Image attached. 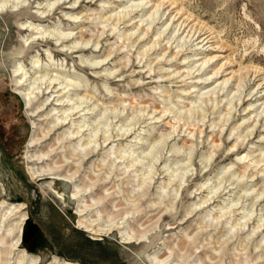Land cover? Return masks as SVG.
<instances>
[{"label":"rangeland","instance_id":"rangeland-1","mask_svg":"<svg viewBox=\"0 0 264 264\" xmlns=\"http://www.w3.org/2000/svg\"><path fill=\"white\" fill-rule=\"evenodd\" d=\"M53 1L22 0L14 6L17 0H8L0 7V199L24 203L5 216L0 210V264L5 257L16 264L20 252L6 254L4 248L16 237L21 213L26 218L20 249L38 264L53 257L79 264H149L145 254L159 247L161 258L170 252L169 264H264V224L256 228L264 215V160L247 168L237 160L248 151L245 160L260 158L264 151V110L259 117L254 112L264 100V0H152L163 3L159 12L166 11L136 39L141 29L133 26L151 12L149 3L117 21L115 15L106 17L138 0ZM178 16L212 40L201 48L191 45L196 40L190 33L186 37L183 25L176 31ZM38 23L39 30L33 29ZM131 27L135 32L128 39L122 31ZM60 32L71 33L56 39ZM66 39L80 40L67 49L60 45ZM154 39L159 44L148 49ZM218 54L223 56L197 69L201 58ZM92 61L99 62L97 69ZM219 67L217 75L196 80ZM27 88L33 89L29 102ZM206 96L216 97L217 106ZM230 98L236 106L225 121ZM165 108L169 111L160 118L151 117ZM67 113L65 120L57 119ZM251 124L253 133L241 142ZM91 138L96 143L88 142ZM146 174L151 178L143 182ZM75 190L80 196L74 197ZM209 195L213 198L202 204ZM96 200L84 216L96 218L98 226L121 221L122 230L146 231L150 245L125 242L118 229L91 234L79 228L77 208ZM239 221L246 224L240 227Z\"/></svg>","mask_w":264,"mask_h":264},{"label":"bare ground","instance_id":"bare-ground-1","mask_svg":"<svg viewBox=\"0 0 264 264\" xmlns=\"http://www.w3.org/2000/svg\"><path fill=\"white\" fill-rule=\"evenodd\" d=\"M20 1H22V0H17V2L16 3H13L14 4V6H16L17 4H18V2H20ZM38 1V0H37ZM55 1H57V0H54L53 2H55ZM70 1V0H69ZM68 1V3H70ZM73 1H76V0H73ZM102 1V0H101ZM131 0H127V2H130ZM152 0H138L137 2H132L133 4L132 5H129V7H127L126 5H122L121 6V9L120 10H115V12H113L111 15H109V16H107L106 18H109L110 16H112V15H115V16H117V21H119L121 18L123 19L124 18V16H126V15H128L129 13H130V11L133 9V8H137L138 6H143V5H145V4H148L149 5V7H152L151 8V12L147 15V17L144 19V18H142L141 16H139L140 18H139V24H136L135 26H133V27H135V30H137L138 28H140L141 30H140V32L141 33H139V35H137V36H135V39L136 38H138L140 35L141 36H143V35H145L147 32H148V30H149V28H150V24L156 19V18H160V16L161 15H164V13H165V11H162L161 10V12H159V10L163 7V3L162 2H160V1H158L157 3H154L153 1L151 2ZM7 2H8V0H0V7L2 8V7H4V5L5 4H7ZM52 2V3H53ZM64 2V1H63ZM143 9L145 8V7H142ZM141 8V9H142ZM45 12V9L44 10H41L40 11V13L42 14V13H44ZM144 15V14H143ZM70 17L71 18H73V19H75V18H77L78 17V15H70ZM135 18V17H134ZM178 18H179V16L177 17V21H175V26H178V28L176 29V31L183 25V28H182V31H186V37H187V35L190 33V37H189V39L191 38V37H194V39L193 40H196V42L194 43V42H191L192 44L191 45H194V46H196L197 48H201V47H203L204 45H206L209 41H211L212 39H211V35L209 34V33H207V32H205V31H202L201 29H199V28H195V24L194 23H191V22H188V20H187V17L186 18H183V19H181V20H178ZM148 19V21H146V23L144 24V25H146L147 24V26H146V28L144 29L143 28V24H142V22L144 21V20H147ZM170 19H173V17H171ZM131 20V19H130ZM137 22V21H136ZM174 21H172V23H173ZM27 22H22L21 24L24 26L25 24H26ZM191 23V24H190ZM30 25H33V23L32 22H30V24L28 25V26H30ZM140 26V27H139ZM117 28V25H116V23L115 24H112V27H111V32H113L115 29ZM33 29H37V30H39V23L38 24H35V26L33 27ZM134 28H129L126 32L125 31H122V34H124L125 36H126V38H131V36L134 34V32H135V30H133ZM32 30V29H31ZM48 30V29H47ZM181 31V32H182ZM51 32V31H50ZM104 32V30H101L100 31V33H99V35H101L102 33ZM158 32V36H160L161 35V33L163 32V31H157ZM32 33H41V31H35V32H33L32 31ZM71 32H60V35H57V37H56V39H60V38H66L67 36H69V34H70ZM53 34H56V33H53ZM59 34V33H58ZM29 37H34V34H31V35H29ZM120 37V36H119ZM72 38L73 37H71L70 39L72 40ZM134 39V38H133ZM170 39V38H169ZM184 39V38H183ZM189 39H188V41H189ZM80 40V39H79ZM79 40H73V42H70V43H68V41H69V39L67 40H65V43L64 44H60L61 46H67V49H69V48H74L78 43H79ZM84 41V40H83ZM88 41L89 40H85V44H87L88 43ZM96 43H95V46L97 45V43H99V41H98V39L96 38ZM129 41V40H128ZM131 41V40H130ZM134 40H132V42H133ZM156 44H159V40H157V39H154L152 42H151V44H149V46H148V49H150L151 47H154ZM127 45V44H126ZM132 45V44H131ZM209 45V44H208ZM83 48V47H82ZM111 50V49H110ZM146 50V47L144 46V48L142 49V51H140L139 53L141 54L143 51H145ZM182 50V49H181ZM112 53V51H110V52H108L107 53V55L103 58V59H105L106 57H108L110 54ZM144 53V52H143ZM176 53H178V51H176ZM139 54V55H140ZM164 54V53H163ZM158 55V54H157ZM156 55V56H157ZM221 56H223L222 54H218V55H214L213 57L212 56H208V57H206V56H204L203 58H201L200 56L199 57H195L194 58V61H193V64L194 63H196V61L198 60V59H202L201 60V62H200V64L198 65V68L197 69H201V68H203L204 67V65L208 62V61H210V60H212V59H215V58H218V57H221ZM158 57V56H157ZM161 57H163L162 55H161ZM183 59H186V56L183 58ZM33 61V60H32ZM36 61V60H35ZM35 61H33V62H35ZM80 61H82V62H86V59H84V58H81L80 59ZM32 62V63H33ZM87 63V62H86ZM99 62L97 61H92L91 63H90V66L91 65H93V68L94 69H97L98 68V66H96L97 64H98ZM126 63H128V60H127V62ZM125 63V64H126ZM89 65V64H88ZM196 64H194L193 66H195ZM193 66H190L189 65V69H188V71H187V73L185 74V75H187V74H190L191 73V70H192V68H193ZM220 66V65H219ZM101 67V66H100ZM215 67V66H214ZM19 67H16L15 68V71L16 72H18L19 71ZM152 69L153 68H151V67H149V71H152ZM160 69H162V67H160ZM44 71V70H43ZM107 71V70H106ZM94 72L95 73H98V72H100V70H94ZM108 72V74H111V71H107ZM177 72V71H176ZM220 72V67L218 68V69H213V72L211 73V74H208V75H206L205 77L204 76H198L197 78H196V80H198V79H200L201 78V80L202 79H209L211 76H213V75H217L218 73ZM230 73H232L229 77H226V78H223L221 81H220V83L219 82H217V84L220 86V85H222V87L221 88H223L224 87V85L230 80V78L233 76V73L235 72L234 70H231V71H229ZM45 74L47 73V72H44ZM49 73V72H48ZM52 73V72H51ZM198 74H201V73H198ZM24 75H25V73L23 74V76H20L18 79L19 80H17V82L19 83L20 81H21V78L22 77H24ZM50 75H52V74H50ZM255 75V74H254ZM42 76V75H41ZM45 76V75H44ZM43 76V77H44ZM255 76H257V74L255 75ZM110 77V76H109ZM192 77V76H191ZM58 77H57V75L56 76H50L49 77V83H51L52 82V80H54V79H57ZM253 78V77H252ZM43 79V78H42ZM194 79V78H193ZM47 80V79H46ZM51 80V81H50ZM66 80V79H65ZM244 80V82H246V76H245V78L243 79ZM251 80V78H248V76H247V81H250ZM200 81V80H199ZM240 81V80H239ZM44 82H45V80H44ZM55 82V81H54ZM60 82V81H59ZM194 82H196V81H194ZM40 83H42V81H40ZM48 83V84H49ZM78 83V82H77ZM68 84H69V82H68ZM72 84V83H71ZM76 83H75V81H73V84L72 85H75ZM77 85V84H76ZM259 85H261V82H258L257 84H256V87H258ZM48 86V85H47ZM216 86V85H215ZM238 86H239V84H238ZM39 86H34V89H36V88H38ZM49 87V86H48ZM194 87V86H193ZM213 88H215V87H213ZM30 88H27V92L26 93H24V96L26 97H28V99H27V101L29 102V101H31V98H30V96H29V94L30 93H32L33 92V89H31V90H29ZM263 89H264V87H263ZM24 91V90H23ZM59 91V90H58ZM86 91V90H85ZM186 91V90H185ZM211 91V90H210ZM253 91V90H252ZM209 91L208 90H206V91H204V92H201V95H203V94H207ZM212 92H215V91H213V89H212ZM237 92V91H236ZM85 93V92H84ZM250 94V93H249ZM63 95V94H62ZM201 95L198 97L200 100H202V97H201ZM224 96V95H223ZM207 98H206V101H212V103H213V105L214 106H217V102H218V100H217V98L216 97H213V98H211L210 96H206ZM227 97V96H226ZM224 99V98H223ZM57 100H61V99H57ZM200 100H198V101H200ZM238 100H241V97H238ZM69 101V100H68ZM194 102V101H193ZM57 103V102H56ZM185 103V102H184ZM60 104V103H59ZM191 104H192V102H191ZM193 104H195L196 105V102L195 103H193ZM261 104H262V107H261V109L260 110H258L257 108H255V110H254V112L256 113L255 114V116H257V117H259L260 116V114L263 112V110H264V100L263 101H261ZM85 105V104H84ZM195 105H194V107H195ZM253 105V102H249L248 103V106L247 107H251ZM193 106V105H192ZM191 106V107H192ZM196 106H198V105H196ZM235 106H236V103L235 104H233L232 102H231V98L228 100V107H227V110H226V112H224L223 113V119L225 120V121H227L229 118H230V112H231V110H232V108H235ZM70 107V106H69ZM75 107H78V105L77 106H75ZM173 107V106H172ZM71 108V107H70ZM70 108H63V113H66L65 111H67V109H70ZM88 108H90V107H88ZM171 108V107H170ZM190 108V107H189ZM55 109V108H54ZM74 109V108H73ZM187 109V108H186ZM191 109V108H190ZM62 110V109H61ZM155 110H156V108H153V111L151 112V113H153V112H155ZM167 111H169V109L168 108H165L164 110H163V112H162V114H160V115H157V116H155V115H153V116H151L152 118H160L162 115H164ZM179 111V110H178ZM188 111V110H187ZM190 113V112H189ZM67 115H68V113L67 114H65L64 116H61V117H59V118H57L58 120L60 119H62V120H65L66 118H67ZM251 116L252 115H249V116H247V117H245V118H242V121H241V123H243V122H245V120H248V119H250L251 118ZM254 119H253V121L255 120V117H253ZM222 119V120H223ZM258 119V118H257ZM223 120V121H224ZM257 122V120H255V122L254 123H256ZM264 125V124H263ZM79 126H80V124H79ZM173 126V125H172ZM221 127V126H220ZM189 128V127H188ZM246 128H247V133H246V135H243V137H242V139H241V142H243V140L245 139V137L246 136H248V135H250V134H252L253 133V128H254V124H251V125H247L246 126ZM221 129H223L222 127H221ZM82 130V129H81ZM79 130H77V131H74V132H78ZM73 132V133H74ZM200 133H201V131H199ZM125 133V131L122 133V134H124ZM121 134V135H122ZM188 134H190V136L191 135H193V130L192 129H190L189 130V132H188ZM74 135V134H73ZM94 135V134H93ZM117 135V134H116ZM170 135V133H167V135L166 136H169ZM162 136H164V135H162ZM240 137V134H238V137L237 138H239ZM109 138V136H106L105 138H104V140H107ZM161 138V137H160ZM168 138V137H167ZM262 138H264V134H262ZM155 141H156V139H155ZM88 142H94V143H96V140L94 139V138H91V139H89L88 140ZM212 142L214 143V146L215 147H218L219 146V143L218 142H216V140L215 139H212ZM85 144H87V143H85ZM155 144V143H154ZM235 146V144L233 145V146H231L230 147V149L231 148H233ZM129 147V146H128ZM90 151H92V149H90ZM95 153V152H94ZM146 155V154H145ZM251 155V151H248V152H245L244 154H242V155H239V156H237V160L238 161H240V160H243V162H245V168H247L248 166H250L251 164H253V166H257L258 165V163L260 162V161H262V160H264V151H261L260 152V158H254V157H250V158H248L247 160H245L248 156H250ZM130 165H133V163H131ZM263 165H264V163H263ZM127 166H128V164H127ZM148 171H149V169H148ZM261 171H264V166H263V168L261 169ZM60 172V171H59ZM38 174V173H37ZM42 174H44V173H42ZM241 175H242V173H241ZM59 176H60V174H59ZM64 176V175H63ZM244 176V175H243ZM251 176H253V175H251ZM61 177V176H60ZM61 178H64V177H61ZM66 178V177H65ZM151 178V175H149V174H146V176L143 178L142 177V181L143 182H145L146 181V179H150ZM170 179L168 180V183H170ZM236 181V180H235ZM231 183V182H230ZM215 187V186H214ZM95 188V187H94ZM79 191V190H78ZM78 191H73V195H74V197L75 196H78L77 195V193H78ZM262 191V190H261ZM260 191V193H258L257 195H254L253 196V198H256L257 199V197L258 196H260V195H262V193H263V191L261 192ZM211 192H213L214 193V191L212 190ZM81 194V193H80ZM264 194V193H263ZM215 195V194H214ZM80 196V195H79ZM213 198V195H209V196H204L203 198H202V201H201V203L203 204V203H207V202H209L211 199ZM251 198V197H250ZM252 199V198H251ZM233 200V199H232ZM100 200H96V201H94V202H91V203H89V204H85L84 205V207H81L80 206V208H77V215H78V219H77V224H78V227L79 228H83L85 231H87V232H89V233H91V234H104V233H106L107 231H112V230H114V229H118V232L120 233V236H121V238H123V240L125 241V242H131V241H133V240H136V241H139V242H141V241H144V242H146L147 243V241L144 239V237H146V231L145 232H142V233H140V234H133V233H130L129 231H125V230H122L121 228H123V226L124 225H121L120 223H122L121 221L119 222V221H116V222H112V223H109V224H107V225H103V226H98L97 224H96V222H95V219H92V218H90V217H86V216H84L83 214H84V210L87 208V207H92V205H94L95 203L97 204L98 202H99ZM143 202V201H142ZM160 203V202H159ZM232 203V202H231ZM234 203V202H233ZM158 204V203H157ZM235 204V203H234ZM232 205V204H231ZM234 206V205H233ZM94 207V206H93ZM92 207V208H93ZM24 208V203H22V202H12V201H7V200H5V199H0V210H2L3 212L1 213V215L2 216H5V215H8V214H11V213H15V212H18V211H20V210H22ZM96 208V207H95ZM219 208V207H218ZM239 207H237L236 209H238ZM242 208V207H241ZM88 209V208H87ZM91 209V208H90ZM138 209H140V208H135V209H133V210H138ZM193 210H195V208L194 209H192L190 212H192ZM229 210H233V209H229ZM20 214V213H19ZM26 213H21V219H20V222H19V225H17L18 226V230H17V233H16V237H14L15 239L7 246V247H5L4 248V252L7 254L8 252L9 253H11V251L12 250H17V254H18V252H20L18 255H16L17 256V261H16V264H38V258L37 257H34V256H32V255H30V254H28V252H26L24 249H20L21 247V245H20V235H21V232H22V226H23V220L26 218V215H25ZM222 214H224V211L223 212H220V215H219V217L222 215ZM248 214V213H247ZM245 215V214H244ZM173 216V215H172ZM186 216V215H185ZM184 216V217H185ZM176 217V216H175ZM240 217H242V216H240ZM216 218H218V216H216ZM188 219V218H187ZM186 219V220H187ZM2 220V219H1ZM17 220V219H16ZM183 220H185V219H183ZM237 220H240V219H237ZM248 220V219H247ZM259 220L261 221V222H257V226H256V228L257 227H260L261 225H263L264 224V215H262V216H260V218H259ZM246 221V220H245ZM245 221L244 222H238V224L240 225V224H242V225H245L246 223H245ZM18 222V221H17ZM183 222V221H182ZM182 222H180V223H182ZM179 223V222H178ZM173 226H175V225H173ZM172 226V227H173ZM171 227V228H172ZM240 227H241V225H240ZM26 229V228H25ZM134 237H135V239H134ZM151 240V239H150ZM152 242V241H151ZM152 244V243H151ZM146 245H150V242H148ZM166 251V250H165ZM146 252V251H145ZM167 252V251H166ZM160 254H162V249L160 250V247H159V249H152V250H150V252H147L146 254H145V256H146V258H147V260H148V263L149 264H169V263H167L168 262V258H169V256H170V252L167 254V255H165V256H163L162 258L160 257ZM4 260H5V264H9V262H8V260H7V258L5 257L4 258ZM244 263H246V261L244 262ZM46 264H79V263H77V262H74V261H71V260H68V259H60V258H58V257H53V259L52 260H50V261H47L46 262ZM173 264H177V262L176 263H173ZM180 264V263H179ZM182 264H187V263H182Z\"/></svg>","mask_w":264,"mask_h":264},{"label":"trees","instance_id":"trees-1","mask_svg":"<svg viewBox=\"0 0 264 264\" xmlns=\"http://www.w3.org/2000/svg\"><path fill=\"white\" fill-rule=\"evenodd\" d=\"M29 233H30V228L27 227V228L24 230V234H23L22 239L25 240V239L27 238V236L29 235Z\"/></svg>","mask_w":264,"mask_h":264}]
</instances>
